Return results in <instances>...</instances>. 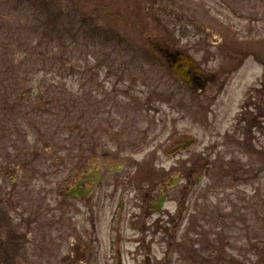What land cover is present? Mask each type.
Returning a JSON list of instances; mask_svg holds the SVG:
<instances>
[{"label": "rangeland", "instance_id": "374dc122", "mask_svg": "<svg viewBox=\"0 0 264 264\" xmlns=\"http://www.w3.org/2000/svg\"><path fill=\"white\" fill-rule=\"evenodd\" d=\"M7 40L0 97H34V129L57 128L74 145L76 97H120L132 123L115 135L139 139L128 152L148 180L180 177L153 246L170 259L125 253L123 264H264V0H0V45ZM154 43L185 51L178 66L197 67L205 84L190 87ZM191 138V148L166 153ZM205 163L185 202L181 169ZM135 215L121 226L124 250L144 233L130 225ZM101 221L106 240L110 217Z\"/></svg>", "mask_w": 264, "mask_h": 264}, {"label": "flooded vegetation", "instance_id": "af4514ba", "mask_svg": "<svg viewBox=\"0 0 264 264\" xmlns=\"http://www.w3.org/2000/svg\"><path fill=\"white\" fill-rule=\"evenodd\" d=\"M5 44L0 51L9 53L4 49L8 40ZM154 45L172 70L189 58L185 51ZM195 69L190 65L189 75H199ZM201 82L204 85L205 78ZM119 102L120 97H76L77 140L72 145L59 140L57 128L51 132L32 127L34 97H0V116L18 111L9 120L12 124L0 126V264H110L114 259L123 264L126 254L143 262L170 259L168 250L163 258L153 246L165 218L173 214L166 203L175 199V187L182 181L156 173L148 180L142 161L128 152L130 146L138 147L139 139L115 135L128 133L132 123L131 109ZM24 120L28 126L19 124ZM179 141L166 150L174 153L170 157L183 152L175 150L184 144ZM207 165L188 174L187 168L181 169L180 175L187 177L182 184L185 202ZM196 171L195 179L189 177ZM131 212L136 215L130 225L141 224L144 233L136 250H124L121 226ZM109 217V238L103 240L101 220ZM152 230L156 235L148 240Z\"/></svg>", "mask_w": 264, "mask_h": 264}, {"label": "water", "instance_id": "95a60500", "mask_svg": "<svg viewBox=\"0 0 264 264\" xmlns=\"http://www.w3.org/2000/svg\"><path fill=\"white\" fill-rule=\"evenodd\" d=\"M187 63H192V62H187ZM196 71H199V69H197V67H195ZM175 72L177 73V75L181 78H183L185 81H189V82H196L198 85H203L201 82V76L200 75H196V76H191L189 75V66H185L184 68H174ZM196 142L195 138H191V139H187L185 140L184 144H180L178 147H176L175 150H186L188 149L190 146H192L194 143ZM172 153V152H170ZM201 178V176L199 177V179Z\"/></svg>", "mask_w": 264, "mask_h": 264}, {"label": "trees", "instance_id": "16d2710c", "mask_svg": "<svg viewBox=\"0 0 264 264\" xmlns=\"http://www.w3.org/2000/svg\"><path fill=\"white\" fill-rule=\"evenodd\" d=\"M23 1H25V0H23Z\"/></svg>", "mask_w": 264, "mask_h": 264}]
</instances>
